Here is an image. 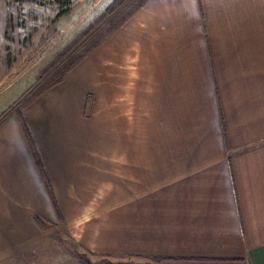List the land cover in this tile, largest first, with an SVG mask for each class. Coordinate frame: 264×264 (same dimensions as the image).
Wrapping results in <instances>:
<instances>
[{
    "label": "crops",
    "instance_id": "crops-1",
    "mask_svg": "<svg viewBox=\"0 0 264 264\" xmlns=\"http://www.w3.org/2000/svg\"><path fill=\"white\" fill-rule=\"evenodd\" d=\"M112 16L30 119L36 154L16 118L0 126V264L33 261L59 227L97 258L264 264V0Z\"/></svg>",
    "mask_w": 264,
    "mask_h": 264
},
{
    "label": "rangeland",
    "instance_id": "rangeland-1",
    "mask_svg": "<svg viewBox=\"0 0 264 264\" xmlns=\"http://www.w3.org/2000/svg\"><path fill=\"white\" fill-rule=\"evenodd\" d=\"M113 2L0 0V126L16 118L27 124L26 133L32 134V117L35 128L42 125L40 120H46L55 108L56 95L64 92L54 88L118 21L107 11ZM92 125L90 122V128ZM104 126L111 128L112 123ZM34 141L37 145L36 138ZM49 237L52 243L30 256L33 261L7 264H133L128 258L92 257L78 248L62 227L52 229Z\"/></svg>",
    "mask_w": 264,
    "mask_h": 264
},
{
    "label": "trees",
    "instance_id": "trees-1",
    "mask_svg": "<svg viewBox=\"0 0 264 264\" xmlns=\"http://www.w3.org/2000/svg\"><path fill=\"white\" fill-rule=\"evenodd\" d=\"M127 1L128 0H114L111 6H109V8L107 9L109 15H113L115 12H117L120 9V7H122ZM21 126L22 128H24L23 130L25 131L24 133H25L28 143L30 144L31 148L34 150V153L36 154L35 152L36 143L34 141L33 135L30 133V131H29V134L26 133L28 125L25 123H21Z\"/></svg>",
    "mask_w": 264,
    "mask_h": 264
}]
</instances>
